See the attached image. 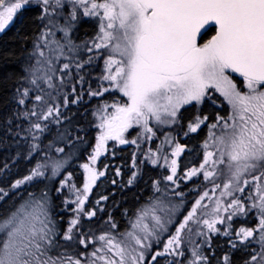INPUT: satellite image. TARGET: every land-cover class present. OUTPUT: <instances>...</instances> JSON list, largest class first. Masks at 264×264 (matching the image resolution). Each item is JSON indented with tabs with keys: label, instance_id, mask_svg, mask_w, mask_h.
<instances>
[{
	"label": "snow or ice",
	"instance_id": "6c2138e0",
	"mask_svg": "<svg viewBox=\"0 0 264 264\" xmlns=\"http://www.w3.org/2000/svg\"><path fill=\"white\" fill-rule=\"evenodd\" d=\"M39 2L44 6V14L49 17H53L57 9L70 5L68 13L70 20H65L68 27L71 26L70 21L77 19V6H83L84 16L100 18V32L97 36L100 42L94 46L96 49H107L109 53L105 60L106 75L103 79L111 81L112 86L127 98V102L113 104L111 107L114 108V112L103 118L100 125L102 132L97 137L96 150L91 158L93 162L100 155V149L105 141L111 139L121 144L128 143L123 133L133 124L143 125L144 131L151 133L152 128L148 127L149 119L161 124L174 123L182 105L193 101L199 104L210 88H215L225 98L231 107L228 117L218 115L217 123L208 126L209 139L216 151H208L209 143L205 141L203 162L199 168H193L185 175L190 178L202 172L206 181L213 182L219 176L226 175L221 197L232 196V190L243 192L241 181L245 186L255 184L259 193V203L253 206L259 207L260 210L258 229L241 227L236 236L243 243L253 237L254 232L259 231L262 250L260 258L264 260V0H102V2L39 0ZM28 4L29 0H14L5 6V0H0V7H3V11H0V32L13 20L17 11ZM49 23H52L51 19ZM209 25L215 27V34L206 43L198 44L197 35ZM59 30L67 36V28L61 27ZM68 44L69 51H72L71 41H68ZM63 47L64 45L58 44L60 54H63ZM89 51L92 49L89 48ZM43 55L41 51L40 56ZM89 59L91 60V57ZM45 63L48 64L47 69L43 68L40 60H37V66L32 69L31 83L36 85L38 80H43L51 88L52 77L48 75V72L52 71L51 62ZM79 67L81 65L78 64L77 68ZM68 68V64L63 65L64 70ZM229 72L243 78L247 92L242 93L238 90L228 75ZM27 95L26 89L24 96ZM35 100L40 102L43 97L37 95ZM19 103L24 104V100L21 99ZM53 111L54 109L49 106L42 118L47 120ZM56 111L58 114V109ZM28 115L25 113L26 117ZM31 115L35 116L37 113L33 111ZM205 120L207 117L201 119L197 116L195 123L188 124L189 131L196 132ZM33 128L38 131L44 130L40 123H35ZM217 128H220L219 134L212 131ZM148 138L151 139L150 136ZM35 147L33 145V148ZM63 151V148H57V152ZM183 151V146L176 144L172 155L179 156ZM176 165L177 161L173 159L171 175L165 178L173 183H175L173 177L177 174ZM60 166L59 162L53 163V174ZM43 167L45 166L38 164L29 176L17 180L12 187L17 188L34 177L43 176L44 172L41 170ZM83 167L90 174L84 185V191L87 193L98 175L102 176L104 173L97 174L88 165ZM131 182L130 179L129 183ZM218 188L220 185L214 184L212 191L215 192ZM205 197H208L207 191L195 201L192 210L176 227L175 234L164 242L162 251H157L152 256V261H156L160 256L184 255L182 251H177L183 242L182 233L185 229L189 233L192 232L188 227L189 221L194 220L197 209L201 207V201ZM77 201L76 211L82 212L84 198L77 196ZM221 204L222 201L217 199L211 219L195 221L207 228V232L198 231L196 235L206 236L220 231L217 225L225 222V218L219 215ZM227 208L236 210L226 218L229 221L236 212H245L244 205L235 198ZM86 215L91 217L95 213L88 212ZM144 215L146 213L133 224L134 229L141 227L140 222ZM152 220L155 228H165L159 216L153 215ZM78 222V218L70 221V226L63 236L65 241L73 240L72 233ZM51 224L46 193L39 199L32 197L7 217L0 218V264H81L80 259L72 257L65 259L63 254L59 256L50 254L54 247L55 234L54 228L50 227ZM112 227L115 228L116 225L112 224ZM141 230L145 233L143 240L155 236L157 243L160 242V236L150 229L148 224H143ZM223 234H229L227 229ZM127 235L134 239L136 245L145 247L140 237L132 232ZM96 239L107 252L119 258L118 264H129V260L130 264H146L143 252H137L136 249L130 252L128 246L118 242L115 237L104 234ZM90 242L83 237L79 240V243L85 246ZM206 242L210 244V239ZM199 247L197 245L191 250L192 259L188 264H206L207 258L201 254ZM101 251L102 248L98 247L89 254L93 258L91 264H96L97 260L103 264H117L116 259L105 255L97 256ZM224 260L227 264L228 257L225 256ZM256 260L257 256H252V262ZM147 264H151V261Z\"/></svg>",
	"mask_w": 264,
	"mask_h": 264
},
{
	"label": "trees",
	"instance_id": "16d2710c",
	"mask_svg": "<svg viewBox=\"0 0 264 264\" xmlns=\"http://www.w3.org/2000/svg\"><path fill=\"white\" fill-rule=\"evenodd\" d=\"M42 17V5L30 1L17 11L13 20L0 32V189L3 190L0 191V218L7 217L32 197L39 199L46 193L47 211L52 221L50 227L55 232L54 247L50 254L57 251L56 256L63 254L65 259H78L85 248L79 243L82 237L93 238L101 230L120 232L152 196L153 188L162 182L166 187L173 188L172 192L175 193L180 192L178 190L183 186L194 191L202 178L193 176L185 185L180 184V181L173 183L165 179L166 166L153 163L146 149L137 151L128 144L110 143L92 165L97 174L102 172L104 175H98L90 190L85 193L84 185L90 174L83 165L91 164L89 160L96 139L91 110L94 101L104 96L100 95V86L93 74L92 78L77 77L72 81L65 79L59 90L57 86L48 87L41 80L36 85L31 83L33 75L30 73L38 60L35 47L47 28ZM76 22L75 38L82 40L95 36V19H80ZM52 30L53 27L51 32ZM212 31V27L208 28L202 38L211 35ZM54 34L60 35L57 31ZM55 56H62L66 64L65 56L60 53ZM26 89L28 95L24 96ZM37 95L42 96L43 100L36 101ZM21 99L24 104L19 103ZM49 106L54 111L44 120L42 117ZM33 111L37 115H31ZM25 113L29 115L26 117ZM35 123H40L44 130L33 128ZM33 145L36 147L33 148ZM57 148H63L64 151L57 152ZM194 150L191 146L190 152L180 159V171L196 166L194 161H185L195 158ZM133 155H138V162L131 163L129 158ZM54 162L61 165L55 174ZM38 164L45 166L41 169L43 176L34 177L17 188L12 187L17 180L29 176ZM70 183L79 196L84 198L82 212L76 211L78 201L73 203L68 197ZM212 183L215 181L205 180L208 187ZM88 212H94L95 215L89 217L86 215ZM75 218L79 222L72 233L74 238L65 241L63 236L70 221ZM110 224H115L116 227H109ZM224 228L227 229L226 226ZM223 237L224 234L219 233L212 241V245L218 247L209 259L210 264H225V256L228 257L227 264H260L257 260L252 262V256H257L262 251L261 243L247 245L239 242L233 247L234 243ZM185 242L186 237L182 244Z\"/></svg>",
	"mask_w": 264,
	"mask_h": 264
},
{
	"label": "rangeland",
	"instance_id": "374dc122",
	"mask_svg": "<svg viewBox=\"0 0 264 264\" xmlns=\"http://www.w3.org/2000/svg\"><path fill=\"white\" fill-rule=\"evenodd\" d=\"M30 1L39 2V0H29V2ZM12 2H14V0H5V6H7L8 4ZM98 2H102V0H98ZM70 7H71L70 5H66L63 9H57L56 14L53 17H49L45 15L43 11V18L45 20V24L47 28L45 29V32L42 33V37L39 40V43H38L39 48H37V44H36L35 55L38 57V60L41 61V64L43 65L44 69L48 68V64L45 63V61L51 62L52 71L48 72V75L52 77V80H51L52 85L57 86L59 90L66 80L72 81L76 79L77 77L79 78L82 77V79L92 78L91 76L93 73V68H92V65H90V59L88 56L89 48L92 49V51H90L92 55L91 57L93 58L91 62L98 69L93 76L96 82L100 86V90H101L100 95L104 96V98H101V99L99 98L98 100H96V102L94 101V106L92 107V110H91V113L93 115L92 124L96 129V139H95L94 149L90 155L89 161L91 162V164H85V165H88L89 168L94 169V166L92 165H94L96 161L93 162L91 158L94 155L95 150H96L97 137L100 136L102 132L100 125L102 124L103 118L107 115H110L112 112H114V108L111 107L113 104H124L127 102V98L124 97L116 88L112 86L111 81H106L103 79V76L106 75L105 60L109 53L107 49H104V48L96 49L94 46L95 43L100 42L97 39V36L100 32L99 16H84L83 6H77L76 8L77 19L74 21H70L71 26L68 27V25L65 24V20L66 19L70 20V17L68 16ZM43 9H44V6L42 5V10ZM49 10L51 11V9ZM0 11H3V7H0ZM89 18L95 19L97 23V26L94 30L95 36L90 37L89 39H82V40L75 38V33H76L75 25L78 23L76 21L80 19H89ZM50 19L52 20V23H49ZM52 27H53V30H52L53 33L51 32ZM61 27L67 28V36H65L64 32L59 30ZM56 31L60 35L54 34L56 33ZM45 33H47V35H45ZM209 39H211V37H209ZM208 40H206L202 44L206 43ZM68 41H71L72 51H69ZM58 44L64 45L63 50H62L63 52L62 55L66 57L65 58L66 64L69 65V68L66 70H64L62 67L65 62L62 56H58V58L55 56L57 53H60V51L58 50ZM41 51L44 53L43 56H40ZM78 64L81 65V67L77 68ZM34 66H37V63ZM30 75H32V72L30 73ZM37 75H40V73H37ZM42 82L44 81L41 80V83ZM43 88L45 87H42V89ZM43 91L44 93H46V90H43ZM175 124H177V118L174 123H163V124L157 123L156 121L149 119L148 127L152 128L151 133L145 132L143 125L133 124L132 127L127 129L123 133L124 139L128 141V143H124V144L133 146L137 151L139 150L144 151L146 149L149 152L148 154H149L150 160L158 162L166 166V169L168 172L166 175L167 177L168 175H171L170 166H171L172 157H171L170 151L174 150V145L170 141L171 138L169 137L170 135L169 130H172L175 127ZM219 133H220V128L217 131V134ZM149 136L151 137V139L148 138ZM165 140H168L169 142L167 141L165 142ZM132 141H135V143H132ZM161 142L163 144H161ZM110 143L114 145L121 144L117 140L109 139L105 141L103 147L100 149V155L104 152L105 146ZM152 143H154L155 146L152 145ZM161 148H164V150L160 151ZM220 167L223 168V166H220ZM193 168H199V165L195 167H190L186 171L185 170L180 171L178 168V162H177V167H176L177 174L176 176L173 177V180L177 182L180 181V184L187 182L188 180L192 179L193 176L189 178L185 174L188 173ZM194 176L202 178V183L204 186L203 185L200 186L202 187L200 188L201 192L200 190L198 192H196L195 190L188 191L187 194L190 195L189 197V195L184 193L185 191H181V192H177L178 193V196H177L176 193L172 192L173 188L166 187L165 183L162 182L161 185H158L157 187H155V189H153L152 196L144 203V205L141 206L139 211L129 220V222L127 223V226L124 229H122L120 232H114L112 230H101L98 232L100 234L97 233L98 236L96 234L95 237L90 238V239L88 237L87 238L84 237L86 240H90L91 242L88 243L86 246L80 244L82 247L85 246V248L83 249L84 252H82L78 256V259H80L81 264H91V260L93 258L89 254L95 251V249L98 247H101L102 251L97 253V256L105 255L109 257L108 255L109 252H107V249L103 248L101 242L98 239H96L97 237L104 235V234H109L110 236L115 237V239L118 242H121L124 245H127L128 250L130 252L132 249H136L137 252H143L145 256V254L147 253V251L150 249L152 245H157V241L155 239V236L149 237L148 240H143L145 233L141 230L142 225L148 224L150 229H152L157 235H159L160 240H162L161 237L165 235L164 233L167 232V230L168 232L166 233L165 236L169 235L172 230L174 232L176 231V227H177L176 224L179 221L180 222L183 221L184 217L187 216L188 212L192 210V207L195 201L200 199V197L206 191L208 192V197H205V199L201 201V207L197 209V214L194 220L189 221L188 227L192 229V232L189 233L188 230L186 231L185 229L184 233H182V235L190 234L192 236V237H189V235L186 236L187 242H185V246L182 248V250L186 249V253L188 252L191 253V250L200 244L199 242L195 241L196 237H202V239L205 238V236H199V235H196V233L198 231L207 232L206 226H204L202 223H197L195 221L196 220L202 221L203 219H211L213 215L212 209L216 207L217 199H220L222 201L219 215L225 218V222L221 224L223 227H218L219 224L217 225V228L220 229L219 232L225 231L226 228H224V226L226 224V221H228L226 218L228 217V215L236 211L235 208H227V205L230 204L232 199L234 198L239 199L241 201V203L245 207V212L249 210L250 211L253 210L255 212V215L260 216L259 207L253 206L254 204L258 205L259 203V193L254 183L245 186L243 185V182L241 181V186L244 188L243 192L232 190V193H233L232 196L221 197V191H223V183L227 179L226 175H221L214 180L215 184L220 185V188H218L215 192L213 191L210 192V189L208 188L207 184H205V179L201 172ZM200 183L201 182H199V184ZM157 188L159 189V191H157ZM210 188H213V186H211ZM68 191H69L68 197H70L73 203H76L77 196H79V194L73 187L72 183L69 184ZM185 196L187 197V199L185 200V203H184ZM181 197H184V199H181ZM204 205H206L207 207H203ZM145 213L146 215H144L143 220L140 222L141 227L134 229L132 227L133 224L137 223L138 218L142 214H145ZM237 214L240 215L242 213L236 212L235 215ZM153 215L159 216L161 218V222L165 226L164 229H158L154 227V221L152 220ZM173 225L175 226L171 228ZM109 227H112V225L110 224ZM257 228H258V225H256V229ZM129 232H132L135 236L140 237L143 240L145 247L141 248L139 245H136L134 239L131 236L127 235ZM177 251H179V249ZM56 252L52 253L51 255L56 256ZM109 254L111 255L113 259L117 260V264H118L119 258L113 256L112 253H109ZM260 254L261 252L257 255V261H259L260 264H264V260H261ZM188 258H192V255L188 256ZM188 261L189 259L186 260L184 264H188ZM96 264H103V262L97 260Z\"/></svg>",
	"mask_w": 264,
	"mask_h": 264
},
{
	"label": "flooded vegetation",
	"instance_id": "af4514ba",
	"mask_svg": "<svg viewBox=\"0 0 264 264\" xmlns=\"http://www.w3.org/2000/svg\"><path fill=\"white\" fill-rule=\"evenodd\" d=\"M213 33H214V28H213L211 35H209L208 37L202 38V36H203L202 35L200 40L198 41V44L202 45V43L205 42L206 40H208L209 37L213 36ZM89 38H87V39H89ZM88 56H89V58L92 56L90 51H88ZM92 59L93 58L91 57V60ZM91 60H90V65L94 66V67H92L93 68L92 74L94 75L98 69H97V67H95V65H93ZM88 66H89V64H88ZM228 75L233 80V82L237 85V88L239 91H241L242 93L247 92V89L244 87V81H243L242 77H240L236 73H230V72L228 73ZM207 93L208 94L202 99V101L199 104H197L195 101H193L189 104H185V105L181 106L178 113H177V124H178V126H177V124H175V127L172 130H169L170 131L169 137L171 138V139L170 138L169 139L173 143L174 148H175L176 144H180L184 148V151L181 152L179 156H177L178 168H179L180 159L183 158L187 153L190 152L191 146H193L195 148L194 151L196 153V156H195V158L191 156L192 158L185 159V161L186 162H193L194 161L196 163V166H198V165L200 166V164L204 160L205 149H204L203 145H204L205 141H208V143H209V148L207 150L213 151V152L215 151V147L213 146L212 141L209 139L210 129L208 126L210 124L217 123L216 118L218 115L221 117L227 118L229 113L231 112L230 105L225 100V98L218 91H216L215 88H210L207 91ZM197 116H199L201 119H203L204 117H207V120H205L204 123L201 124L200 127L197 129V131L193 133V132L189 131L188 124L190 122L195 123ZM222 123L223 122L221 121V124ZM229 123H231V121H229ZM218 129L219 128L213 129L212 131L217 133ZM166 141L169 142L168 140H165V142ZM162 142H164V141H162ZM162 142H161V144H163ZM165 144H167V143H165ZM152 145H154V143H152ZM172 152H173V150L170 151V154H171V157L173 158ZM101 155H103V153ZM129 159H130L131 163H133V162L136 163V162H138L139 157H138V155H136V156L133 155ZM186 170L187 169H185V171ZM167 173H166V175H167ZM200 182L201 183L195 188V191H198L200 189V185H202V180ZM181 183H183V182H181ZM183 184L185 185L186 182ZM214 184L215 183H212L208 187L210 189V192H212V189H213L210 187L211 186L214 187ZM183 187L182 188L180 187L181 188L180 192L185 191L184 193L187 194L188 191H192L191 188H189V187H188L189 189L183 188ZM153 189H155V188H153ZM200 192H201V189H200ZM175 193L178 196L177 191ZM186 196H185V199H184V197H181L182 199H184V203L186 200ZM259 219H260V216L255 215V212L253 210L246 211L240 215H238V214L233 215L232 220L226 221L225 226L227 227V231L229 232V234L228 235L224 234L223 238H225V240H227V241H231L234 244L239 243V242L241 243L240 239L236 236V232L241 227L256 229V225L259 226ZM179 222L176 224V226H178ZM220 225L221 224H219L218 227H220ZM229 225H230V227H229ZM174 226L175 225H173L171 228H173ZM184 231H183V233H184ZM186 231H187V229H186ZM167 232H168V230H167ZM167 232H165L164 234L166 235ZM219 233H224V232H217L216 233L217 235L216 234H209V235L205 236V238L203 239L204 241L202 240V237H196L195 241L200 243L199 244V246H200L199 251L201 252V254L204 257L207 258L206 264H210L209 259L214 254L215 248L218 247V245H216V247H214L212 245V241L214 240V238L216 236H218ZM174 234H175V232L172 230L169 235H167V236L164 235L165 237L164 236L161 237L163 241L160 240V242L157 243V245H152L150 247V249L145 254L146 264L149 261H151V264H169V262H171V264H184L186 260L192 259V258H188V256L191 255V253H189V252L186 253V249L182 250V248L185 246V243H184L181 245V248L179 249V251H182L184 253L183 256H168V255H166V256L157 257L156 261H152V256L157 251H162L163 250L162 244H164V242H166L169 239V237L171 235H174ZM187 235H189V237H192L190 234H187ZM187 235H182V237L184 236L183 239ZM209 239H210V244L206 242ZM202 242H205V243L203 244ZM250 243H255V244L261 243L259 231L254 232L253 237H250L243 242V244H247V245ZM108 255H109V257H111V255L109 253H108ZM129 264H130V260H129Z\"/></svg>",
	"mask_w": 264,
	"mask_h": 264
},
{
	"label": "water",
	"instance_id": "95a60500",
	"mask_svg": "<svg viewBox=\"0 0 264 264\" xmlns=\"http://www.w3.org/2000/svg\"><path fill=\"white\" fill-rule=\"evenodd\" d=\"M210 27H213L214 28V33L213 35L215 34V27L212 26V25H209V26H205V29H202L201 32L197 35V42L200 40L201 36L207 31L208 28ZM173 156V155H172ZM175 159L177 161V156H173L172 160ZM177 167V165H176ZM170 170H171V166H170Z\"/></svg>",
	"mask_w": 264,
	"mask_h": 264
}]
</instances>
